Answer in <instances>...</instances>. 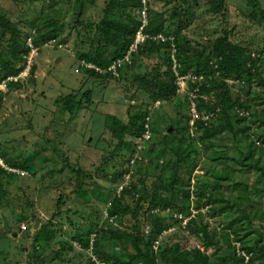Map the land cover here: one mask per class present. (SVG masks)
<instances>
[{
    "label": "rangeland",
    "instance_id": "rangeland-1",
    "mask_svg": "<svg viewBox=\"0 0 264 264\" xmlns=\"http://www.w3.org/2000/svg\"><path fill=\"white\" fill-rule=\"evenodd\" d=\"M180 1L152 0V9L170 12L175 5L180 4ZM211 1H189L190 15L188 17L191 22L184 30V34L188 38L189 51L187 54L192 58H201L205 61V57L211 54L216 39L222 36L225 31L229 33V38L233 43L244 46L243 48H246L250 54H259V58L253 59L251 66V76L254 77L249 93L243 91L248 89L249 75L247 74L242 83L231 85V89L234 94L248 103V111H238V114L246 117L245 124L249 128L246 142H252L254 148L257 147V151L255 149L257 157L263 153L261 165L264 166V86L259 85L256 74L258 71L264 77V59H260L262 58L260 56H264L262 55L264 19L263 21L259 20L264 14V0H258L260 7L257 10L253 8L254 0H225L222 10L213 9ZM82 3L84 4L82 6L83 13L79 12ZM108 3L109 0H0V16L9 20L12 28L20 31L19 41L17 40L20 45L23 43L27 47L29 38H32L34 43V39L38 37L37 34L40 31L46 33L51 28V23L61 27L57 42L55 40L44 42L38 46L35 43V46L33 45L34 65L32 67L36 71L42 70L38 80L32 76L34 73L30 70L31 72L20 81L21 85L17 92L9 89L8 86L0 93V96L3 97V101L0 103V139L7 144L8 140H19V145L16 144L17 147L27 148L24 150L23 156L31 155L34 152L32 150L36 149V199H44L50 204V210L48 204H45L43 211L37 210L36 212L42 224L50 222L49 227L56 234L44 250L47 257L37 264H92L91 259L97 257L92 251V243L91 247L86 249L73 239L76 231L80 232L86 229L92 221L104 222L101 224L103 227L113 230H122L137 235L146 234L145 229L152 225L150 213L143 210L137 220L129 215L120 220L114 217L110 218L107 214L108 204L101 200L99 193L103 191V188H108L118 195L126 188L131 191L126 192L123 200L133 205L139 198L148 196L152 192V185L158 177L157 164H168L169 161V163L175 161L176 155L172 149L177 148L180 141H182L183 147L188 145L190 138L184 135L183 129L188 131L192 128L191 135L196 138L201 135L202 129L196 131L190 125L194 118L198 125L200 123L205 126L218 125L222 122L221 119L218 120L220 109L205 110L201 103V99L204 102L213 101L214 96L203 93L194 83L189 82L187 90H177L176 96L170 100L157 101L152 99L153 89L151 87H140L143 82L152 78L153 69L160 64L165 56L163 51L155 50L152 55L138 51L131 62L124 64L119 77L107 76L102 73L96 77L86 72V66L82 62L84 61L86 64L89 62L82 59L81 54H94L101 38V32L97 30L96 25L104 18ZM12 35L11 30H6L0 23V58L9 60L14 66H22L26 55L23 59L18 58L21 57V53L18 52V48L11 46L10 37ZM14 52L18 54L17 58H14ZM211 61L213 62V60ZM25 63L27 64V62ZM89 64L96 66L93 63ZM166 68L167 66L163 65V70ZM32 79L36 81H32ZM89 89L92 91L93 101L91 99L87 101L83 96ZM10 90L13 91L10 92ZM188 90H196L201 95L200 98L194 99L198 109L196 116L191 111ZM28 95L32 100L34 99L33 103L30 101L25 103ZM69 95L75 96L76 101L82 98L84 107L77 112L75 109H73L74 112H66L64 99ZM36 104L42 105L41 110L43 111L37 110L36 112ZM199 106L200 108H198ZM145 108L149 110L148 124L149 127L151 125V134L152 136L154 134L153 140L156 147L153 151L147 150V143L143 150L144 153L142 152L144 161L131 165L127 163V158L132 155L133 151L136 152V146L132 150L119 145L107 124L108 120L105 122L106 116L113 114L126 123L130 113ZM63 117L65 118L63 119ZM259 117L262 122L254 124L253 121L258 120ZM59 118L63 121L66 120V124L62 125V123L58 127V123L52 119ZM171 123H174L178 133L173 138H167L169 148H166L165 153L159 156L156 151L162 148V139ZM128 138L135 140L127 136L126 139ZM197 142L201 149L199 156L196 157L199 160V168L194 170L191 177H188L186 167L179 171L181 183L190 179L192 193L191 214H185L187 211H182V213L185 215L187 223L191 218L202 219L204 223H207L209 230L215 232L220 249L205 246L204 241L192 233L187 224L184 227V223L182 225L179 222L172 224L168 230L159 235L156 240L159 241V244L155 251L158 252L159 249L165 248L167 244L180 243L186 249L197 247L209 254L215 250L219 253L231 252L232 248L234 253L245 255L244 240H240V238L251 232L245 238V242L249 245L256 243L262 235L264 236V218L256 215L251 222L243 220L231 223L236 215L234 210L214 215L211 214L212 207L202 205L201 210L198 211L196 208L197 191L203 185L209 187V183L215 180L214 175L220 176L225 173L230 175L231 179L222 180L223 185L240 181L251 186L249 195L256 200L255 205L258 210L259 197H256L258 194L255 192L258 171L251 168L242 169L238 161L234 160V158H239L240 149L244 150L245 142L237 144L233 134L229 131L221 132L207 140L205 143L211 144L208 150L204 149L201 141L197 140ZM53 148L56 150V156H52ZM138 150L137 147V152ZM214 150L217 152L224 150L230 158L225 161L221 160V162L210 160ZM64 162H70L75 170L66 168L57 174L50 173V170L54 169L53 166L58 168ZM211 167H213L212 172L207 173L206 171ZM232 169L235 170L232 171ZM121 170H125L121 179H111L114 173L121 172ZM80 171L89 174V178L85 179L86 186L90 188L88 202L84 198L80 201L74 193ZM164 178L165 181L170 179L169 175ZM25 179L22 177L20 181ZM39 185L42 186V191L39 190ZM100 186L101 189H99ZM260 186L262 187L263 184ZM220 189L224 192L225 197L231 198L232 196V200L237 199L235 193H231V188ZM236 192L239 191L236 190ZM30 195L31 192L28 198ZM43 195H46V198H43ZM60 197L64 199L62 211L61 214L56 215V220L53 221L50 218L56 211L57 200ZM22 202L21 206L12 204L11 208L16 210L14 215L9 213L5 203H0V264H29L30 262L29 256L34 248L31 228L34 227L35 222L32 219V214L36 208L31 207L24 200ZM148 202L149 197L148 200L143 201L145 207L148 206ZM259 208L264 211V198L261 199ZM171 210L173 213L178 212L175 208ZM163 212H156V214L167 215L165 211ZM5 214H10L8 215L9 223L14 231H20L21 224H27L30 230L25 234L19 232L17 237L7 233L3 226ZM230 223L231 228L227 230L229 236L223 237L224 229ZM135 224H138L139 227L136 228ZM236 232L239 234L237 235ZM126 243L128 251L133 252L131 243ZM114 247L113 249L116 251L117 249ZM57 251L59 255L52 260L53 253Z\"/></svg>",
    "mask_w": 264,
    "mask_h": 264
},
{
    "label": "trees",
    "instance_id": "trees-1",
    "mask_svg": "<svg viewBox=\"0 0 264 264\" xmlns=\"http://www.w3.org/2000/svg\"><path fill=\"white\" fill-rule=\"evenodd\" d=\"M189 1L190 0H181L180 4L175 5L170 12H167L164 10L159 11L152 9V0H149L150 22L145 28V31L151 34L162 32L167 36L175 37L178 48V58L182 64L179 69L180 72L182 74L191 73L197 76L202 75L204 77L202 81H195L194 84H196V87L202 90L203 93L210 94L212 97L214 96V100L208 102L205 101V103L201 99V103L205 110L213 111L217 108L220 109L218 120L221 119L223 123L221 122L218 125L211 124L207 126L201 123L199 125L198 123H195L192 127H194L196 131L197 129H202L201 135L197 138L194 135H191L192 128L188 131L183 129L184 135L190 138L188 145L183 147L182 141H180L177 148L175 147L172 149L173 153L176 155V160L171 163H169V161L168 164H157L158 177L152 185V192L148 196L139 198L133 205L123 200L126 192H130L131 190L125 188L120 194L115 195V191L111 189H102L103 191H101L99 195L102 198L101 200L108 204L107 214H109L110 218L114 217L120 220L129 215L137 220L140 213L145 210L147 213H150L152 221L150 232L141 235L106 228L101 225L104 222L100 223L98 221L90 222L89 225H87V228L80 232L76 231L73 236L74 241L81 245L82 248L86 249L90 248L92 243V251L97 255L98 259L106 264H264V236L262 235L256 243L249 245L245 242V238L251 232H248L244 237L242 236L240 238V240H244L243 249L246 250L245 255L242 253H234L232 248L230 250L231 252L226 251L219 253L215 250L212 254H209L197 247L186 249V247L182 246L180 243L167 244L165 248L159 249L158 252L154 249V242L158 240L161 233L168 230L172 224L179 222L181 224L184 223L183 218H179L178 214L181 213L184 218L185 215L182 211H187V213H185L187 215L191 214L190 199L192 193L190 179L181 183L179 180V171L186 167V172L189 174L188 177H191L194 170L199 168V160L196 157L199 156L201 149L197 145V140L201 141L204 145V149L208 150L211 144L205 142L224 131L231 132L237 144L245 142L244 150L240 149L241 152L239 158H234V160L238 161L242 169L251 168L258 171V177L255 182V192L258 194L256 197H259V201L257 202L258 210H256V200L249 195L251 186L240 181H234L230 184L223 185L222 180L231 179V176L225 173H222L220 176L214 175L215 180L214 182L209 183V187L203 185L197 191L196 208L199 211L201 210L202 205H207L208 207H212L211 214L214 215L229 213L234 210L236 215L231 223L243 220L251 222L256 215L264 218V211L259 208L261 199L264 198V166L261 165L263 153L259 154V157H257V152L255 153L257 147L255 146L254 148L252 142H246V139L249 136V128L245 124L246 117L241 116V114L239 115L238 111H248V103L242 100L238 95L234 94L231 89V85L242 83L247 74L249 75V78L247 79L248 89L243 91L249 93V88L252 86L251 81L254 77L251 76V66L254 61L253 59L259 58V54H250L246 48H243L244 46L233 43L229 38V33L225 31L222 36L216 39L213 50L211 54L205 57V61L201 60V58L196 59L190 57L187 54L189 51L188 38L184 34V30L191 22V19L188 17L190 15ZM83 5L84 4L82 3L79 12H84L82 8ZM140 6L141 0H109V3L105 8L104 18L98 25H96L97 30L101 32V38L94 54H81V58L86 60V62L95 64L96 67L99 68H105L115 60L124 58L130 50V46L141 23L139 17ZM224 6L225 0L211 1V7L213 9L222 10ZM259 7L260 3L258 0H254L253 8L257 10ZM261 13L263 12L261 11ZM4 18V16H0V23L6 30H11V33L13 34L10 37L11 46L13 48H18V52L21 53V57H18V54L14 52V58L18 57L23 59V57L28 54L29 48L23 43L21 45L17 43V40L19 41L20 31L12 28L10 26L11 22ZM263 19L264 14L259 20L263 21ZM51 25L52 29L49 28L46 33L45 31H40L39 34H37L38 37L34 39L36 46L53 38H57L61 27L54 26L53 23H51ZM155 50L163 51L165 56L162 58L160 64L154 68L155 70L153 69L152 78L143 82V85H140V87H151V89H153V101L170 100L176 96L178 90L176 76L172 70V61L170 60L169 55L171 50L170 42L164 43L160 41L146 40L139 45L136 52H131L130 62L138 51L152 55ZM166 54H168V56H166ZM262 55H264V48ZM260 57H262L260 59H264V56ZM211 60H213V62ZM25 62L26 60H24L22 66H14L9 60H2L0 58V83L9 76L19 74V72L24 69ZM163 65L167 66V70L165 69L166 71L163 70ZM123 66L119 69V72L122 71ZM34 70L35 68L32 67V73ZM86 72L89 75L96 77H99V74L102 73L95 68L88 67H86ZM102 74L111 76L109 73ZM256 74L259 85L264 86V77L258 71ZM229 80L237 82L230 83ZM20 81L21 80L10 82L9 89L20 87ZM239 90H242V88H239ZM212 92L213 94H211ZM91 94L92 91L89 89L83 96H85L87 101L90 99L92 101ZM74 98L75 96L73 95L65 97L64 106L67 112H74L73 109L77 112L83 107L82 98H79L77 101ZM2 101L3 97L0 96V103ZM74 101H76V103H74ZM198 108H200V106ZM148 117L149 110L148 108H145L144 110L133 111V113H130L126 123L121 119L116 118L115 115L113 116V114L106 116L105 122L108 120L107 124H109L112 135L118 140L119 145L126 146L132 150L135 149L136 146V152L137 147L141 145V148L138 150V155L142 156V152L144 153L143 150L146 148L147 143V150L153 151L156 147V143L153 140L154 134L153 136L151 134L149 139L144 138V135L148 130V127L146 126L148 123ZM260 117L258 120L253 121V123L258 124L259 122H262ZM114 122H116V124H114ZM171 125H173L175 131L173 129L172 132L169 131ZM169 127L166 129L165 136L162 139V148L156 151L159 156H162L163 153H165L166 148H169V140L167 138H173L174 135L178 133V129L174 123H171ZM149 130L151 133V125ZM127 136L132 137L135 140H131L130 138L126 139ZM136 152L133 151L132 155L127 158L128 164ZM192 155L194 156L192 157ZM0 156L4 158L8 164L27 171L30 170L35 159L34 156L10 158L1 150ZM229 158L230 157L227 155L226 151L222 150V152H217L214 150L209 159L221 162V160L225 161ZM143 161L144 159L142 157V160L138 161V163ZM66 163L71 167L69 162ZM65 166L66 164L64 163L63 168ZM212 170L213 167L206 172L211 173ZM234 170L235 169H232V171ZM55 171L57 170H52V172ZM206 172H204V174H206ZM10 173L17 174L0 166V180L8 176ZM123 173H125V170L114 173L113 178L111 179L119 180L122 178ZM168 175L170 179L165 181L164 177ZM87 178H89V174H85L82 171L78 173V182L74 189V193L80 201H82V198H84L86 202L90 200V188L89 186H86L87 184L85 182V179ZM261 184H263L262 187L260 186ZM2 185L3 184L0 181V189L2 188ZM223 187L231 188V193H235L234 195H236L237 199L232 200V196L231 198L225 197L224 192L220 189ZM99 189H101V186ZM236 190L239 192H236ZM148 197V206L145 207L143 201L148 200ZM62 203H64V199H61L60 197L57 200L56 211L53 214V217L61 213L63 207ZM172 208L177 209L178 212L173 213L171 210ZM163 211H165L167 215L156 214V212L164 213ZM49 223L50 222L41 224L33 233L34 248L32 254L29 256V264H37L39 261H42V259L47 257L44 250L51 243L55 234L54 231L50 229ZM231 223L225 227L223 237L229 236L227 230L231 228ZM186 224L190 228L189 230H192V233L204 241L203 244L205 246L214 248L218 247V250L220 249V244L215 237V232L209 230V225L204 223L202 219L191 218L188 223L186 221V223L182 225L185 227ZM135 227L138 228V224H135ZM28 230L29 228L27 225V229L24 231L26 232ZM238 234L239 233H237V235ZM126 242L131 243L133 252L128 251ZM114 244L116 247H114ZM113 247L117 250L115 251ZM58 255V251L54 252L52 260ZM91 263L95 264L92 259Z\"/></svg>",
    "mask_w": 264,
    "mask_h": 264
},
{
    "label": "built area",
    "instance_id": "built-area-1",
    "mask_svg": "<svg viewBox=\"0 0 264 264\" xmlns=\"http://www.w3.org/2000/svg\"><path fill=\"white\" fill-rule=\"evenodd\" d=\"M149 0H141V6H140V25L139 28L136 32V35L134 37V40L130 46V50L128 52V54L124 57V58H120L115 60L113 63L109 64V66L105 67V68H99L96 66H92L89 63H84V61L82 62L83 65H85L88 68H95L97 69L99 72L102 73H109L111 76L114 77H119L120 76V72L119 69L126 63V62H130V58H131V52H136L138 50V47L140 44L144 43L146 40H152V41H160V42H170L171 43V50H170V59L172 61V70L174 72V75L176 76V83L178 85V91H184L187 90L188 84L189 82L191 83H195V81H202V79L204 78L202 75L201 76H197L194 74H182L180 72V68L182 66L181 61L178 58V48L176 45V41H175V37L174 36H167L164 33L160 32L157 34H151V33H147L145 30V28L149 25L150 22V17H149ZM57 42V38H53L51 40H49V42L51 41H55ZM48 42V41H47ZM35 44L33 43L32 38L28 39V48H29V52L26 55V62L27 64L25 65L24 69L19 72L18 75L15 76H9L8 78H6L5 80H3L0 83V93L3 90H6V87L9 86L10 82H17L19 80H22L23 77L27 76L29 72H31V68L34 65V60L32 59V50L34 49ZM230 83L233 82H237L234 80H229ZM190 99H191V111L194 113V116L197 115V104L194 101L195 98H200L201 95H199L196 90H188L187 91ZM149 120V118H148ZM191 126L195 125V118L190 122ZM146 126L148 127V130L146 131L144 138L149 139L151 136L150 130H149V124L147 123ZM193 132V130H192ZM138 148H141V145L138 146ZM142 160V156L138 155V152L131 158L130 160V164L131 165H135L138 163V161ZM0 166L4 167L5 169H8L9 171L14 172L15 170L13 168H10L9 166L5 165L4 160L2 159V157L0 156ZM179 218H183L184 223H186V219L183 217V215L180 213L178 214ZM27 229V224H21V230H26ZM150 232V226H147V228L145 229V233L148 234ZM158 244L159 241H155L154 242V249L158 248ZM93 261L95 264H106L105 262H103L102 260L98 259L97 257L93 258Z\"/></svg>",
    "mask_w": 264,
    "mask_h": 264
},
{
    "label": "crops",
    "instance_id": "crops-1",
    "mask_svg": "<svg viewBox=\"0 0 264 264\" xmlns=\"http://www.w3.org/2000/svg\"><path fill=\"white\" fill-rule=\"evenodd\" d=\"M41 72H42V70H40V71L37 70L36 71V69H35V71L33 72L34 74L32 76L37 79L38 77L41 76L40 75ZM32 81H36V80L32 79ZM19 88L20 87L13 89V90H15L14 92H17V90H19ZM13 90H10V92L13 91ZM27 101H30V103H33L34 99L32 100L31 96L28 95L26 97V102L25 103H27ZM92 101H93V98H92ZM82 106L84 107V105H82ZM41 107H42V105L36 104V112H37V110L38 111H43V110H41ZM32 114H34V113H32ZM64 118L65 117H63V119ZM63 119L59 118V119H52V120L54 122H57L58 123L57 126L59 127V126H61L62 123H63L62 125L66 124L65 122H67V121L66 120L63 121ZM37 123L38 122L36 121V124ZM8 141H9V143L7 144V143H5L4 140L0 139V150L3 151L7 155V157H10V158H19V157L23 156L24 150H26L27 148L26 147H24V148L17 147L16 144L19 145V142H18L19 140L15 139V140H8ZM24 145H25V143H24ZM32 151H34V152L31 155H29V156H34L35 159H34V161L32 163V167L30 168V170L28 169L29 171H27L25 169H22V168L14 167V166L8 164L4 160V158H2L4 160V162H5V165L9 166L10 168H13L15 170L14 172L17 173V174L10 173V174H8V176H6L2 180H0L1 183L3 184L2 188L0 189V203H2V204L5 203L7 208H8V210H9V213L11 215H14L16 213V210L11 208L12 204H19L21 206L22 203H23L22 201L24 200L31 207L36 208V210L32 214V216H33L32 219L34 221H35V219H39V221H40L39 226H40L42 224V222H41L40 218H38V214H37L36 211L37 210L38 211H43V208H44L45 204H48V209L50 210V204L48 202H46L44 199H41V198H37L36 199V164H35V161H36V149H34ZM51 152L54 153V154H52V156H56V154H55L56 150L54 148L51 150ZM37 155H39V154H37ZM24 156H26V155H24ZM64 163L66 164V166L63 168ZM64 163H63V165H61L58 168H55L56 166H53L54 169H52V170H57V171L52 172V170H50V173H56L57 174V173L62 172L66 168H70L71 170L74 169L72 167V165L70 164V162H69V164H70L71 167H69L66 162H64ZM6 170H8V169H6ZM19 173L20 174H26L27 173V174L24 175V176H21ZM49 175L51 176V174H48V176ZM22 177H25L26 179L23 180V181H20V179H22ZM40 186L41 185H39V190L42 191L43 190L42 186L41 187ZM30 192H31V195L28 198V195L30 194ZM43 198H46V195H43ZM19 213H21V212L19 211ZM10 214H8V215H10ZM8 215H6V216L8 217ZM55 217L56 216L53 217V214H52L50 219L54 221V219L56 220ZM7 219H8V221L10 220L9 217ZM21 220H25V219H21ZM20 229H21V227H20ZM31 229L33 230V233H34V227L31 228ZM19 232H23V231L22 230L18 231L17 232L18 236H19ZM23 234H25V231H24ZM55 234H56V232H55ZM59 234H61V233H59Z\"/></svg>",
    "mask_w": 264,
    "mask_h": 264
},
{
    "label": "water",
    "instance_id": "water-1",
    "mask_svg": "<svg viewBox=\"0 0 264 264\" xmlns=\"http://www.w3.org/2000/svg\"><path fill=\"white\" fill-rule=\"evenodd\" d=\"M172 129H173V125H171L169 127V131L172 132ZM34 222H35L34 223V230H36L39 228L40 221H39V219H36ZM3 226H4V229L6 230L7 233L12 234V236H14V237L18 236V233L12 229V226L10 225L6 216H3Z\"/></svg>",
    "mask_w": 264,
    "mask_h": 264
}]
</instances>
